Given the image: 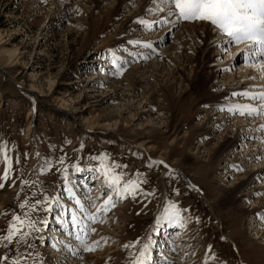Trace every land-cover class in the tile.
<instances>
[{
    "label": "rangeland",
    "instance_id": "374dc122",
    "mask_svg": "<svg viewBox=\"0 0 264 264\" xmlns=\"http://www.w3.org/2000/svg\"><path fill=\"white\" fill-rule=\"evenodd\" d=\"M132 1L127 8L121 0H67L55 6L49 0H0V148L18 162L0 188V241L14 215L24 220L27 213L40 228L37 232L25 224L22 231L28 235L18 234V248L16 241L12 246L0 242V256L28 253L22 264H132L151 236L155 246L148 264H264V241L252 232L250 210L264 207V189L259 188L264 169L242 190L264 151L255 156L242 139L227 145L245 116L213 108L208 117L219 80L202 78L208 62L213 70L230 62L233 68L246 66L248 51L224 61L228 51L216 50L207 60L177 27L148 49L139 41L143 33L128 32L126 19L142 6ZM170 24L161 23L159 31ZM114 61L122 65L115 75ZM92 74L102 76V82L89 81ZM220 114L228 123L217 126ZM46 159L56 167L50 169ZM112 161L123 180H139L142 186L135 199L121 195L98 213L115 191L108 189L101 171ZM4 167L0 155V175ZM81 174H86L80 179L86 178L84 184L76 182ZM49 194H58L62 211L32 207ZM70 194H85L84 216ZM172 202L190 209L182 212L185 224L157 231L156 218ZM73 212L80 226L86 223L82 230L72 227ZM44 219L46 227L38 223ZM54 224L72 227L70 236L59 228L61 236H52ZM162 241L171 243L163 250ZM50 251L63 261L58 263Z\"/></svg>",
    "mask_w": 264,
    "mask_h": 264
},
{
    "label": "snow or ice",
    "instance_id": "6c2138e0",
    "mask_svg": "<svg viewBox=\"0 0 264 264\" xmlns=\"http://www.w3.org/2000/svg\"><path fill=\"white\" fill-rule=\"evenodd\" d=\"M152 2L155 3L156 0H152ZM159 3L167 6V12L161 8V14L168 18L162 20V24L171 23L170 18L173 16H175L178 21L208 22L210 26L217 31L218 35L227 37L230 43H246V50L249 52L253 63L258 62L259 57H264V0H159ZM140 23H143V21H140ZM132 43L138 44L139 42L133 41ZM145 47L151 49L152 45L146 44ZM113 63L115 66L113 75L120 73L122 71V65L117 64L115 61ZM262 70H264V65H262ZM237 95H243L249 100L264 101V93H253L249 96L248 93L245 92ZM261 110H264V105L260 108H253L250 105H236L227 109L229 112H236L240 115H251L253 113H259ZM0 155H3L5 163L3 174L0 175V188H3L9 179V172L14 171V163L18 162L14 161L13 157L7 154L6 147L0 148ZM57 159L59 160V158ZM93 159H96V157H93ZM45 163L48 164L50 169L56 167V165L51 164L47 159ZM162 163L163 162H161V164ZM59 164L63 165L64 160H59ZM152 166L153 163L150 161L148 167ZM75 167L79 172L84 171L79 165H75ZM118 167L119 166L112 161L101 168L104 183L108 186L109 190L115 189V191L113 195H108L107 199L103 201L104 206L97 209L98 213L112 206L114 198H118L121 195L125 197L131 195L133 199H135L140 193L142 186L141 182L131 179L127 181L123 180V173L118 170ZM109 169H111V171H109ZM41 171H43V169ZM65 171H68V169H65ZM24 182L21 174L22 185ZM104 194L106 195L107 193ZM69 198L75 199L76 205L80 207L82 212L84 211V202L81 199H76V197L71 194ZM87 203L90 205L92 202L88 201ZM39 205L44 206L46 213H51L56 206H59L61 211L65 207V205L60 203L58 194L44 195L42 199H37L32 207L35 209ZM20 207L23 208L25 205L21 204ZM183 211H190V209L182 210L178 208L176 202H172L164 208L163 216L156 218V230L158 231L163 225L175 227L183 226L186 222V217L182 215ZM25 217L26 219L22 220L20 215H14L12 217L13 223L8 226L7 233L3 235L2 241L0 242L5 243L7 246H12L13 242L16 241V246L18 248L20 242L17 240L18 234L21 237H26L28 235L27 232L22 231L25 224H27L28 228H35L37 232L40 231V228L28 217L27 213H25ZM38 223L46 227L48 221L44 219ZM71 225L73 228L82 230L77 222L75 212L72 213ZM76 239L79 240L80 237L77 235ZM137 244L138 241L133 242V247H136ZM154 246L155 241L149 236L148 242L144 244L142 249H138V255L133 257L132 264H148L151 257V249ZM207 251L209 254L213 253L211 246ZM27 255L28 253H23L19 256L15 254H13V256H0V264H22V261L27 258ZM205 264H207V262H205Z\"/></svg>",
    "mask_w": 264,
    "mask_h": 264
},
{
    "label": "bare ground",
    "instance_id": "6f19581e",
    "mask_svg": "<svg viewBox=\"0 0 264 264\" xmlns=\"http://www.w3.org/2000/svg\"><path fill=\"white\" fill-rule=\"evenodd\" d=\"M64 1L67 2V0H49V2H51L53 4V6L62 4L61 2H64ZM138 1H139V4H142V6L131 16H129V14H128L127 16H129V18L126 19L127 21H125V22L127 25L128 32H130L131 34L136 35V36H138L141 33L144 34L142 37L145 39L139 40L140 42H143L142 44H145V45L151 44L152 46L155 44L157 47L158 43H160L165 38H167V36L169 35V31L175 30V28L177 27L183 35H188V37L193 40V45L195 47L194 49L197 50L199 52V54L206 55L205 56L206 59L208 57L207 60H209L213 56L214 51H216V50L222 51V50L226 49V51H228V54H224L225 55L224 61H226L227 59L234 57L235 53H238L241 51L244 52L247 48L246 43H244V44L243 43H241V44L230 43L227 37H223L221 35H218L217 31H214L213 28L207 24H197V23H194V24H186V23L183 24V23H181L180 24L175 16L170 18V20L172 22V24H170V26L168 25L164 31H159L158 28L161 27V25H160L161 21L168 19L166 16L161 14V8H163L164 11L167 12V6L161 5L159 3V0H156L155 3H153L152 0H138ZM129 2L133 3L132 0H121V6L128 8V6L130 4ZM137 6L138 5H136V8H137ZM58 18H60V17H58ZM140 21H143V23H140ZM138 25H140V27H138ZM146 25H148V26L152 25L153 29L150 31L143 30V27L145 28ZM141 29L143 30V32H139V31H141ZM136 36H134V37H136ZM244 60L245 61H243V62L246 63L245 64L246 66L240 65L237 68H233L232 67L233 62H230L225 66H222L223 64H218L216 66L215 70H213V68H211V65L208 62L207 64H205L203 66V69H202V71H203L202 76L203 77L202 78H203L204 82H207L211 77L214 78V81L216 79L219 80L218 83L213 85L216 92H215V94L212 95V97L215 100V103H213V104L211 103L212 109L215 108L216 111L220 110L221 114H222V112H223V114L225 112L227 115H231L232 117L234 115L235 116L236 115L245 116L244 119H242V124H241L242 127L233 131V136L227 142L228 143L227 145L229 147H233L239 139H242L243 144H245V145L248 144L249 146L251 145L250 148L253 149L252 151H253L254 155L256 156L257 154H260L259 153L260 151L261 152L264 151V110H261L259 113H253L251 115H240L236 112L227 111V109L229 107H234L236 105H250L253 108H260L262 105H264V101H262V100H249L248 98H246L243 95H237V94H242L245 92H247L249 96L252 95L253 93H255V94L264 93V70H262V65H264V57H259L258 62L253 63L252 59L250 58V54L248 52L247 55L244 56ZM227 72L230 73L229 77H227L228 76ZM213 73L215 74V76H212ZM218 76H219V78H218ZM101 78H103V77L100 75L96 76L95 74H92V77L89 79V81L96 80V81L102 82ZM105 80H109V79L106 78ZM229 80H230V83L227 84V81H229ZM89 92H91V91H89ZM92 92H94V91H92ZM208 104H210V103L208 102ZM205 105H207V102ZM212 109L206 110V114L208 115V117L213 116L215 109H213V110ZM221 109H223V110H221ZM221 114L219 117V119L220 118L221 119L215 122L217 124V126H221L222 124L228 123V121L224 119L225 116H222ZM255 115H257V116H255ZM255 117H258V118H255ZM254 141H257V143H255ZM246 161H248V160H246ZM261 161L262 162H260L258 167L254 168L253 170L250 171L249 179L246 180L242 184V190L243 189H245V190L249 189V187L251 186L250 183H252V181L257 179L259 177V174L262 173L260 171L264 169V159H261ZM260 177H262V176H260ZM79 181H82V180L79 179ZM260 182H262V183L259 185V188L264 189V176ZM188 184H190V183L188 182ZM192 188H193V186H192ZM257 191H258V189H254V190L252 189V193H255ZM85 198H86L85 194H83V195L79 194V196L76 199H85ZM250 210H251L252 215H254V219H255L253 222V226H251L254 228L252 232H255V236H256V238H258V240L264 241V222H263L264 220L263 221L261 220L262 222H260V219L257 220L258 218H262V217L264 219V207H261L260 205L254 206ZM80 211H81V209H80ZM84 213L85 212L83 211L82 212L83 216H84ZM258 223H260L261 225L260 226L257 225ZM84 225H86L85 222L81 223L80 227L84 228ZM56 228H58V227L56 224H54L53 229L51 230V234L54 237H60L61 234H59V232L56 230ZM69 229H65V231L62 232V233H64L63 236H70L69 234L71 231ZM54 232H56V234ZM169 239L170 238H167L166 240H169ZM55 240H56V238H55ZM67 240H69V239H67ZM168 243H171V242H163L162 241L161 246L163 247V250L166 248V244H168ZM161 246L158 249V253L162 254L163 250H162ZM66 248H67V246H66ZM53 251H55V250H53ZM53 251H50V253L52 255L51 257L53 259H55L58 263L60 261H63L62 259L59 258V255L57 253H55L56 251L54 253H53ZM157 256H158V258L160 257L158 254H157ZM159 259H161V258H159ZM74 263H76V262L73 260V261H70L69 264H74Z\"/></svg>",
    "mask_w": 264,
    "mask_h": 264
},
{
    "label": "water",
    "instance_id": "95a60500",
    "mask_svg": "<svg viewBox=\"0 0 264 264\" xmlns=\"http://www.w3.org/2000/svg\"><path fill=\"white\" fill-rule=\"evenodd\" d=\"M141 150H143L144 153L147 155V153H146V151H145L144 149L141 148ZM180 174H181V176H182V179L188 183V182H189L188 178L185 177L182 173H180ZM193 188H194L195 190H197L195 187H193Z\"/></svg>",
    "mask_w": 264,
    "mask_h": 264
}]
</instances>
